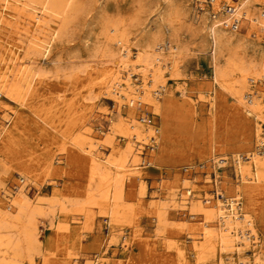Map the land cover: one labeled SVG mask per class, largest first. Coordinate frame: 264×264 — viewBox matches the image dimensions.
I'll use <instances>...</instances> for the list:
<instances>
[{"label":"rangeland","instance_id":"374dc122","mask_svg":"<svg viewBox=\"0 0 264 264\" xmlns=\"http://www.w3.org/2000/svg\"><path fill=\"white\" fill-rule=\"evenodd\" d=\"M218 1L213 7L214 11H218L219 4L233 6L243 0ZM252 3L258 11L264 12V0H252ZM187 4L191 8V0H187ZM164 5V0H87L85 14L68 25L62 38L53 43L48 57H36V62L43 67H52L50 59H58L60 69L56 72L57 76L36 80L25 108H15L3 95L0 96V105L7 103L17 112L7 131L0 137V157L5 163L0 167V185L4 184L10 195L16 193L18 186L26 189V194L32 200L61 198L66 210L61 211L58 203L52 204L51 208L57 214L52 223H69L67 233H60L52 226L51 216L38 218L36 232L40 243L31 255L33 264H43V259L48 264H84L97 255L102 258L100 264H175L178 255L176 249L179 251L182 245L188 249L186 254H195L188 232L178 227L185 219L195 222V227H198L202 216L196 212L195 216L190 217L189 211L193 210L197 197H202L204 193L214 196L211 181L215 177L212 171L214 166L210 157L211 111L215 121V156L227 159L222 168L216 169L218 188L226 198L236 195L234 198L241 203L242 214L252 218L258 234V244L254 246H259L258 256L264 264V181L256 184L250 175L241 180L232 157L240 154L245 158L256 150L255 122L245 117L238 104L219 89H216L215 108L210 109L208 98L212 85L209 54L206 57L199 54L201 43L199 39L194 43V33L187 31L182 21H177L175 41L187 46L189 51L178 59L179 76L172 77L165 71L162 83L166 89L159 86L160 82L155 85V90L162 92L157 114L150 105L141 104L139 110L135 111L126 105L122 95H116L118 99H115L103 93L106 89L97 72L102 70L98 66L103 42L100 34L102 25L137 13L138 18L141 17L137 25L152 30L157 12ZM140 8L143 13H139ZM210 43L207 42V53ZM242 48L243 56L255 62L264 50V35L260 39L246 38ZM130 80L134 87H138L142 81L140 76H131ZM257 89L262 91L264 86ZM136 98L142 100L140 94ZM117 112L125 121L133 118L143 124V115L148 113L151 118L149 124L159 133L153 141L145 133L146 142L140 140L141 145L136 146L144 193L142 196L136 195L137 188L133 187L131 195L135 198H127L122 203L124 207L120 208L123 214L119 219H114L118 204H113L111 213L107 208L96 206L80 212L74 204L86 200L89 178L86 169L68 159V154L72 152L71 144L64 141L68 149L65 152L61 150L63 144L60 141L61 136L68 139L83 133L82 128L89 121L95 135L103 136L104 132L107 135L106 141L105 137L104 140L100 139L102 136L96 140L95 152L103 157L109 155L112 159L118 158L126 141L120 128H117L120 125ZM2 115L0 112V117ZM4 121L0 119V125ZM111 128L115 131H108ZM260 130L264 137V125ZM54 160L59 163L56 164ZM22 172L28 173L30 182L21 178ZM183 179H187L191 185L182 188ZM127 186L128 182L125 191ZM168 186L178 190L176 203L183 207H173L168 202L164 210L166 221L158 223L153 201L159 197L167 201L171 197ZM183 194H186V201L181 200ZM133 205L134 210L130 212ZM194 233V239H200V230ZM255 237H251L253 242ZM246 256L249 258L251 253L247 252ZM26 259L22 257L20 263L30 264Z\"/></svg>","mask_w":264,"mask_h":264},{"label":"bare ground","instance_id":"6f19581e","mask_svg":"<svg viewBox=\"0 0 264 264\" xmlns=\"http://www.w3.org/2000/svg\"><path fill=\"white\" fill-rule=\"evenodd\" d=\"M164 1L165 5L157 12L158 16L152 30L137 25V20L141 18H138L137 13L127 14V18L119 17L102 23L100 34L103 36V42L99 50L101 60L98 59V66L102 67V70L97 72L106 89L103 93L110 94L115 99H118L116 95H122L126 105L135 111L139 110L141 104L150 105L157 114L158 100L162 92L156 91L155 85L160 82L159 86L165 88L163 86L165 71L170 76L177 77L178 59L189 51L187 46L176 43L174 38L178 25L176 23L182 21L187 31L194 33V43L199 39L201 43L199 54L204 57L209 54L212 85L208 98L210 109L215 108L216 89H219L238 104L245 117L255 122L256 150L245 158L240 154H234L232 157L241 180L250 175L254 183L260 184L264 181V137L260 130L261 125H264V89L259 91L257 88L261 89V86H264V50L261 51L260 57L252 62L243 56L241 49L246 38L260 39V36L264 35V12L260 9L258 11L252 0H243L233 6L227 5L232 14L226 15L221 13L226 11L227 6L219 4L218 11H214L213 7L217 5L218 0L213 1L209 11L202 12H196L192 6L190 8L187 0ZM86 10L87 0H0V96L3 95L15 108H25L34 82L56 77V72L60 69L58 59H50L52 67H43L36 62V57L46 59L53 43L62 38L68 25L82 17ZM230 21H237V26L233 30ZM208 41L211 42L209 53L208 48L206 49ZM131 76L141 77L142 81L140 80L138 87H134L130 80ZM139 94L142 100L138 101L136 95ZM9 106L7 103L0 105V112L3 113L0 119L5 120V123L0 125V137L7 131L17 113L15 108L13 110ZM210 115V157L215 176L211 181L214 196L210 197L204 193L202 197H197L193 210L189 211L190 217L195 216L196 212L202 216L198 227H195V222L188 219L183 220L178 227L188 232L195 254L192 256L190 253L186 254L188 249L182 245L179 251L176 249L178 255L175 264H262L258 256L259 246H254L258 244L256 242L258 234L252 218L242 214L241 203L234 198L236 195L226 198L218 188L216 169L222 168L227 159L215 156L213 111ZM143 118L145 124L138 123L133 118L125 121L117 112L120 124L117 128H120L126 142L122 147L123 151H120L121 154L115 159L109 155L100 156L95 152L96 140L102 134L95 135L89 121L85 120L83 133L68 139L61 136L60 143L63 144L61 150L65 152L68 150L64 141L70 143L72 152L68 154V159L86 169L88 174L86 200L82 202L74 200L80 212L96 206L107 208L106 210H110L111 213L113 204H118L114 219H119L123 214L120 209L124 207L122 203L134 197L131 195L133 187L137 188L136 195L142 196L145 185L141 177L142 168L137 164L136 146L141 145L140 140L145 141L147 137L145 133L152 141L158 138L159 133L157 128L152 127L147 119ZM108 131L115 130L111 128ZM105 135L106 132L100 139L104 140L105 137L106 141ZM3 164L5 163L0 157V167H3ZM148 164L150 166L151 162ZM21 174L23 180L30 182L27 172ZM182 182V188L191 185L187 179H183ZM167 190L171 194L167 201H163L162 197L156 201L153 199L155 220L158 223L166 221L164 210L168 202L173 207H183L176 203L178 190L170 186ZM183 196L181 200L186 201V194ZM53 199L32 200L26 194V189L19 186L16 193L10 195L4 184L0 185V264H21L22 257H27L28 262L33 264L31 255L39 248L40 243L36 232L39 217L44 219L51 216L52 226L54 225L60 233H67L69 223L66 221L52 223V219L57 215L51 208L52 204L58 203L61 211L65 209V203L61 202V198H55L56 201ZM136 201L139 203V200ZM134 207L135 205L130 212H133ZM196 228L201 232L200 239H194ZM252 236H256L254 242ZM247 252L251 253L249 258L246 256ZM100 260L102 258L97 255L84 264H100ZM43 264L48 262L43 259Z\"/></svg>","mask_w":264,"mask_h":264},{"label":"built area","instance_id":"2783aa9c","mask_svg":"<svg viewBox=\"0 0 264 264\" xmlns=\"http://www.w3.org/2000/svg\"><path fill=\"white\" fill-rule=\"evenodd\" d=\"M214 0H191V6L192 8H194V10L196 12H202V11H209L212 8V3ZM230 7L227 6V9L224 13L226 14H232L230 11ZM231 29H235L237 26V21H232L231 22ZM150 115L148 113H146L145 115H143V117H145L148 121V123L150 122L151 118L149 117ZM151 123V122H150ZM199 168H201V165H198Z\"/></svg>","mask_w":264,"mask_h":264}]
</instances>
